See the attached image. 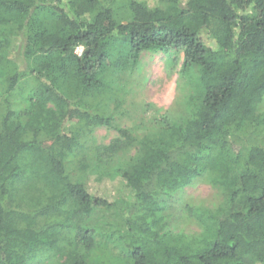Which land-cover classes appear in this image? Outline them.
<instances>
[{"label":"trees","instance_id":"1","mask_svg":"<svg viewBox=\"0 0 264 264\" xmlns=\"http://www.w3.org/2000/svg\"><path fill=\"white\" fill-rule=\"evenodd\" d=\"M115 3L0 0V264L52 253L60 264H264V0ZM15 37L24 71L5 55ZM174 51L195 95L181 119L136 137L117 124L115 83L143 54ZM28 79L21 110L11 97ZM102 127L118 137L92 146ZM88 174L133 192L121 203L123 255L106 263L86 222L119 204L92 195ZM198 179L216 191L209 207L184 206L202 232H175L172 202Z\"/></svg>","mask_w":264,"mask_h":264},{"label":"rangeland","instance_id":"2","mask_svg":"<svg viewBox=\"0 0 264 264\" xmlns=\"http://www.w3.org/2000/svg\"><path fill=\"white\" fill-rule=\"evenodd\" d=\"M145 2L149 6H156L160 0H136ZM128 0H116V7L124 9ZM124 18V14H120ZM22 42L19 38L11 39L10 47L5 51L6 57L17 64L19 70L24 71L27 63L22 55ZM83 48L77 50L82 54ZM183 53L177 51L171 54L152 55L145 53L139 59L138 64L132 70L119 75L115 85H118L119 98L122 100L121 113L117 124L130 130L134 136L140 137L148 133L149 128L155 125L157 120L172 118L179 120L188 108L189 98L195 95L197 89L196 81L188 82L181 77V65ZM36 84L31 80H23L20 86L14 91L11 101L18 109L26 108V99L31 94ZM0 102V108H1ZM264 111V104L261 107ZM2 110H0L1 114ZM118 137L113 129L105 127L96 129L92 135V146L108 145ZM136 150L132 149L126 157H132ZM86 187L94 196H102L110 202H117L119 205L114 208H99L94 211L87 220L86 225L97 230L96 240L101 249L96 251V260L108 261L109 256L122 257V249L118 240V231L122 229L124 220V208L121 203L133 200V192L126 187L119 177H101L96 174H88L84 179ZM215 190L203 179L195 180L172 202L173 218L171 229L175 232L187 234L201 233L198 224L186 219L184 206L187 203L203 204L207 207L211 204ZM118 245V246H117ZM65 256L52 253L36 260V264H60ZM100 262L99 264H101Z\"/></svg>","mask_w":264,"mask_h":264}]
</instances>
